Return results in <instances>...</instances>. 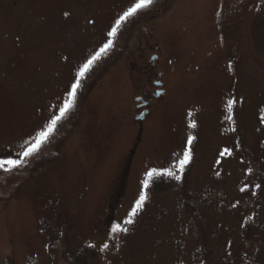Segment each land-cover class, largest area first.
Here are the masks:
<instances>
[{
	"label": "rangeland",
	"instance_id": "374dc122",
	"mask_svg": "<svg viewBox=\"0 0 264 264\" xmlns=\"http://www.w3.org/2000/svg\"><path fill=\"white\" fill-rule=\"evenodd\" d=\"M15 1L0 0V154H22L59 115L82 65L136 2ZM141 25L159 37L166 95L132 169L137 112L116 65L94 81L73 129L51 135L63 141L59 158L0 202V264H52L55 251L65 264L63 253L90 245L91 264H264V0H177L133 24L124 52L137 66ZM189 150L180 172L173 165ZM153 169L174 176L145 187Z\"/></svg>",
	"mask_w": 264,
	"mask_h": 264
},
{
	"label": "trees",
	"instance_id": "16d2710c",
	"mask_svg": "<svg viewBox=\"0 0 264 264\" xmlns=\"http://www.w3.org/2000/svg\"><path fill=\"white\" fill-rule=\"evenodd\" d=\"M176 0H155L154 4L149 8L140 13H138L135 17L130 18L119 30L118 35L114 37V44L113 47L110 48L106 53L102 55L101 60L97 61L91 71L89 72L88 78L81 82V87L77 90L75 103L73 108L68 112V114L60 121L57 126L56 133L54 136L59 134H64L73 129L72 127L78 121L81 112V106L83 103V98L85 96V92L87 90L86 83L90 81L92 78V72L95 66L102 61L108 62V64L102 68L101 72L95 77V80L92 83L97 82L100 80L107 67L108 69L111 68L114 64H116L123 55V50L128 43L129 36L131 34V29L135 27L137 24H142L149 22L153 19L159 18L163 16L170 7L174 4ZM133 24L135 26H133ZM133 26V27H132ZM91 83V84H92ZM58 131V132H57ZM50 138L37 152L35 155L29 158H24L22 155H18L16 160L21 161L22 166L13 169L11 172H6L3 169L0 170V202H7L10 200L16 192L21 188L23 184H25L28 180L34 177V175L47 163H50L60 156V151L62 148V139H55ZM123 189L119 186V184L115 185L114 188V201L118 200V196H121ZM113 206V204H112ZM189 214H192V210L190 207L188 208ZM195 217H198L195 215ZM196 220V219H195ZM198 223V221H197ZM199 228H203L202 222L199 223ZM67 254L63 253L64 262L65 264H90L91 257L96 255V249L94 247H85L84 250L80 252H66ZM61 264V255L55 251L52 258V264Z\"/></svg>",
	"mask_w": 264,
	"mask_h": 264
},
{
	"label": "flooded vegetation",
	"instance_id": "af4514ba",
	"mask_svg": "<svg viewBox=\"0 0 264 264\" xmlns=\"http://www.w3.org/2000/svg\"><path fill=\"white\" fill-rule=\"evenodd\" d=\"M20 1L33 3L35 0H16V5ZM140 34L141 36L138 45L141 50L139 53L138 66L136 63H128L127 55L124 59V62L121 63L124 67V70L126 71V74L129 77L132 98L133 101L136 103L135 109L137 111V115L140 118L138 132L142 134L139 143L135 141V143L133 144L132 149L134 150L130 151L131 154H135L141 146L143 135L145 133V125L152 116L156 101L162 99L166 94L165 76L164 73L160 70V66L158 71V61L161 57L159 37L157 36L155 31L149 27H142ZM150 52H153L154 57L152 59L149 58ZM104 59L95 66L91 74L92 78L90 79V81H88V83H86L87 90L84 91L85 95L89 92V89L92 87V81L101 72L102 68H104L108 64V62H105ZM153 59L155 60L153 61ZM142 72L143 75L140 77ZM141 78L145 80V82H143ZM145 78H147V81ZM138 100L140 101L138 102ZM132 161L133 160H131L130 163H132Z\"/></svg>",
	"mask_w": 264,
	"mask_h": 264
},
{
	"label": "snow or ice",
	"instance_id": "6c2138e0",
	"mask_svg": "<svg viewBox=\"0 0 264 264\" xmlns=\"http://www.w3.org/2000/svg\"><path fill=\"white\" fill-rule=\"evenodd\" d=\"M155 0H136V2L128 8L127 11L124 12V14L115 22L114 27L108 32V37L114 38L118 35L119 30L122 28V26L130 19L135 17L138 13L149 9L153 4ZM67 16V13H65ZM114 41L113 39H108L107 42L103 45V47L100 48V50L93 55L90 59L87 60L86 63H84L81 67V69L78 71L76 80L74 83L71 84L70 91L68 93L69 99L68 101L60 108L59 115L56 116L53 120H51L50 124L47 126L45 130H42L38 133V135L35 138V141L30 144L25 151H23L22 156L24 158H29L35 155L37 152H39L40 148L43 144H45L49 137L53 134L55 127L57 125V122L63 119L68 112L73 108L75 103V98L77 94V90L81 87V80L86 77V75L91 71L93 65L100 59L101 55L103 53H106L110 48L113 47ZM235 103V101L230 100L228 102L229 104V110H231L232 105ZM195 125H193L194 127ZM191 139L189 138L188 143L191 144ZM225 152H228L227 149L224 150V152H221V155L223 156ZM191 161V152L185 151L183 158L178 162L177 165H173V167H178L180 172L184 171L185 166ZM5 165H10V167L5 168ZM21 161L19 160H4L0 161V169H3L6 172H11L13 169L17 167H21ZM154 175H167V176H174V173L168 170H165L163 173L156 172L155 169L148 171L146 176L147 179L145 180L144 184L145 187L148 186L149 180L153 178ZM174 178L179 179V176H175ZM245 189H241V191H244ZM146 199L145 195H141L139 201L137 202L136 208L133 210V215L136 214V212L142 207L144 201ZM126 223L131 224L132 221L128 220ZM112 231L114 233H120L124 232L126 233L128 229L124 228L122 229L119 225H116L113 227ZM89 247H92L91 245ZM108 245L105 244L104 248H107Z\"/></svg>",
	"mask_w": 264,
	"mask_h": 264
}]
</instances>
